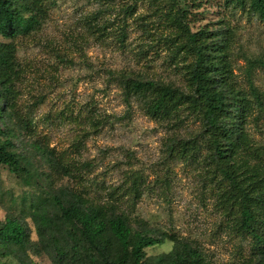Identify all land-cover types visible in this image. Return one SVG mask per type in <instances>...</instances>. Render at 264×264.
Here are the masks:
<instances>
[{
	"label": "rangeland",
	"instance_id": "374dc122",
	"mask_svg": "<svg viewBox=\"0 0 264 264\" xmlns=\"http://www.w3.org/2000/svg\"><path fill=\"white\" fill-rule=\"evenodd\" d=\"M43 4L47 15L41 28L15 39L0 34V41L14 43L18 64L13 106L0 100V125L15 150L32 161L39 182L27 185L0 165V219L16 216L28 227L30 263L54 264L30 216L43 188L57 194L75 190L98 204L114 202L135 227L166 236L146 248L150 256L174 249L173 236L200 248L210 264L254 258L253 240L234 224L225 203V181L214 175L197 112L185 103L170 116L152 117L147 106L154 96L127 95L123 76L190 92L194 56L183 48L181 28L169 17L180 8L184 25L223 46L234 88L250 101L242 130L248 149L258 155L251 163L257 164L264 159V19L226 0H179L172 8L167 0ZM195 139L196 150L178 151L182 140ZM36 143L64 163L60 172ZM134 174L140 177L139 197L132 191Z\"/></svg>",
	"mask_w": 264,
	"mask_h": 264
},
{
	"label": "trees",
	"instance_id": "16d2710c",
	"mask_svg": "<svg viewBox=\"0 0 264 264\" xmlns=\"http://www.w3.org/2000/svg\"><path fill=\"white\" fill-rule=\"evenodd\" d=\"M167 2L171 8L179 4V0ZM226 2L264 19V0ZM127 10L134 12V5H127ZM46 15L43 0H26V4L0 0V34L7 39L28 36L41 28ZM169 17L181 28L180 36L185 39L183 48L194 56L189 71L190 92H178L177 88L154 80L123 76L125 92L154 96L147 112L155 118L170 116L185 103L197 112L202 121L201 133L207 138L214 175H219L226 184L224 195L225 203L230 205L229 213L241 233L253 240L255 256L243 264H264V159L251 163L258 155L248 149L249 141L242 130L250 101L234 88L223 46L210 43L204 38V32H194L184 25V12L180 8L175 17L170 14ZM126 36L123 32L121 41ZM16 63L14 43L0 41V100L8 107L13 106ZM258 94L254 90V95ZM3 110L0 106L1 116ZM3 134L0 125V165L8 167L27 185L39 184L32 161L18 153L11 138ZM197 140H182L178 151L196 150ZM35 148L46 157L54 172L64 167L61 160L55 159L40 144L36 143ZM169 148L172 154L174 144ZM132 178L134 197H139L140 177L134 174ZM30 216L37 225L41 246L54 264H210L200 248L173 236L170 238L176 242L174 249L148 255L146 248L163 243L166 236L154 235L144 226L135 227L129 214L114 202L98 204L75 190L63 188L57 194L43 188L37 204L31 206ZM28 238V227L18 217L8 215L0 219V264H31L26 250ZM12 259L17 261L11 262Z\"/></svg>",
	"mask_w": 264,
	"mask_h": 264
}]
</instances>
